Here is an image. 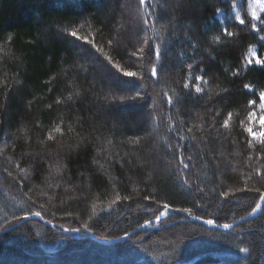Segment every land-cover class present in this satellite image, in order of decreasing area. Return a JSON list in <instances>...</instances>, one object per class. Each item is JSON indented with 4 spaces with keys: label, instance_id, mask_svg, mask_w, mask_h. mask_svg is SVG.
<instances>
[{
    "label": "trees",
    "instance_id": "obj_1",
    "mask_svg": "<svg viewBox=\"0 0 264 264\" xmlns=\"http://www.w3.org/2000/svg\"><path fill=\"white\" fill-rule=\"evenodd\" d=\"M248 2L0 0V264H264Z\"/></svg>",
    "mask_w": 264,
    "mask_h": 264
},
{
    "label": "rangeland",
    "instance_id": "obj_2",
    "mask_svg": "<svg viewBox=\"0 0 264 264\" xmlns=\"http://www.w3.org/2000/svg\"><path fill=\"white\" fill-rule=\"evenodd\" d=\"M250 4L252 5L251 8L249 7ZM248 9H249V13H250L252 19L255 22H258L260 15L264 12V0H249ZM253 13L255 15H253ZM219 15H220V13H219ZM236 17H237V15H236ZM262 37H264V35ZM262 37H261V40L263 41V44H264V39H262ZM256 50H257L256 47H252L247 52L246 60H247L248 64H250V63L259 64V63H261L264 60V52L262 54V57L259 58V56L257 55V51ZM262 92H264V91H262ZM261 93L259 94V98H260L259 109L261 110L262 114L258 118H256L255 116L252 117V120L256 121V124L260 125V127H259L258 132L253 130V135H255V133H258V135L264 134V96H261ZM163 213L164 214L165 213H169V210L165 209L160 214H163ZM250 214H248V215H250ZM65 231L68 232V230H65Z\"/></svg>",
    "mask_w": 264,
    "mask_h": 264
},
{
    "label": "water",
    "instance_id": "obj_3",
    "mask_svg": "<svg viewBox=\"0 0 264 264\" xmlns=\"http://www.w3.org/2000/svg\"><path fill=\"white\" fill-rule=\"evenodd\" d=\"M263 198V199H262ZM262 200L259 202V204H257L256 208L253 210V212L250 214V215H247L245 216L243 219H247V218H250V217H253L255 215H257L260 210H261V203L263 202L264 200V195L262 196ZM172 211H177L179 213H182L181 211H178V210H173V209H169V213H163V214H160L159 216H157L156 218L148 221L145 225H148V224H152V223H156L164 218H166ZM182 214H185V213H182ZM35 217H39V215H36V214H29V215H25L21 220H19L17 223H15L14 225L10 226L9 228L25 221V220H28L30 218H35ZM41 219V218H40ZM192 219H195V220H198V221H201L209 226H212V227H215V225L213 224V222L211 220H201V219H196L194 217H192ZM41 221L45 224V225H48V226H51L52 227V224L50 222H48L47 220H43L41 219ZM230 226H226V227H218L220 229H228ZM9 228H5V229H9ZM141 228V227H140ZM139 229V228H138ZM62 233H65V234H68L69 232H66L65 230H61ZM84 233L85 235H87L88 237H92L91 234L87 233L86 231H83V230H74L72 232H70V234H73L75 236L79 235V233ZM122 238H118L116 240H102V239H96L97 241L99 242H103V243H112V242H115V241H119L121 240Z\"/></svg>",
    "mask_w": 264,
    "mask_h": 264
},
{
    "label": "clouds",
    "instance_id": "obj_4",
    "mask_svg": "<svg viewBox=\"0 0 264 264\" xmlns=\"http://www.w3.org/2000/svg\"><path fill=\"white\" fill-rule=\"evenodd\" d=\"M81 94V90L77 87L76 89H75V92L74 93H70L69 95H68V99L69 100H71V99H73V96L75 95V96H79ZM259 127H260V125H259ZM253 141H255V140H253Z\"/></svg>",
    "mask_w": 264,
    "mask_h": 264
},
{
    "label": "snow or ice",
    "instance_id": "obj_5",
    "mask_svg": "<svg viewBox=\"0 0 264 264\" xmlns=\"http://www.w3.org/2000/svg\"><path fill=\"white\" fill-rule=\"evenodd\" d=\"M249 7L251 8V7H252V5L250 4V5H249ZM253 15H255V14L253 13ZM240 22H241V24H242V25H244V24H245V20H244V19H242V18H241V16H240ZM251 28H252V29H255V28H256V26H255V27H253V25H251ZM9 39H11V37H9ZM262 39H264V37H262ZM250 51H251V50H250ZM261 63H262V62H261ZM261 96H264V92H262V93H261ZM132 142H133V143H135V141H132Z\"/></svg>",
    "mask_w": 264,
    "mask_h": 264
},
{
    "label": "bare ground",
    "instance_id": "obj_6",
    "mask_svg": "<svg viewBox=\"0 0 264 264\" xmlns=\"http://www.w3.org/2000/svg\"><path fill=\"white\" fill-rule=\"evenodd\" d=\"M262 199H263V198H262ZM262 199H261V200H262ZM261 200H260V201H261ZM260 201H259V202H260ZM259 202H258V204H259ZM261 204H262V203H261ZM255 208H256V207H255Z\"/></svg>",
    "mask_w": 264,
    "mask_h": 264
}]
</instances>
